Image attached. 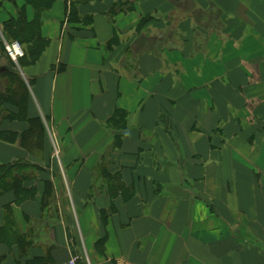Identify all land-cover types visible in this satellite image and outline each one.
Instances as JSON below:
<instances>
[{"label": "crops", "instance_id": "1", "mask_svg": "<svg viewBox=\"0 0 264 264\" xmlns=\"http://www.w3.org/2000/svg\"><path fill=\"white\" fill-rule=\"evenodd\" d=\"M14 70L0 164L38 167L0 195L2 264H264V0H0Z\"/></svg>", "mask_w": 264, "mask_h": 264}, {"label": "trees", "instance_id": "2", "mask_svg": "<svg viewBox=\"0 0 264 264\" xmlns=\"http://www.w3.org/2000/svg\"><path fill=\"white\" fill-rule=\"evenodd\" d=\"M27 2H34L35 0H26ZM36 23L32 22L30 25L26 24L24 16L20 13L17 19H10L8 22H5V27L3 30L4 37L7 42L14 40H19L25 47V55L19 59V62H22L27 58L28 55L30 58H36L39 54L40 48L35 43L38 41L36 39L35 32ZM20 76L16 70L5 74H0V111L4 108L6 103H16L21 106V97L22 92L24 91L23 87L19 85ZM17 82V83H16ZM16 85V86H15ZM5 110V108H4ZM38 131L44 132V126L38 125ZM36 134V130H34ZM29 134H33L32 128H30ZM28 134V135H29ZM37 165L26 162L19 161L12 164H0V195L13 189L16 192H19L23 188L24 180L30 172L25 170L26 168L37 169ZM33 170V169H31ZM2 229V228H0ZM26 244H28L26 242ZM37 264H48L43 258H36ZM4 258L0 257V264H2ZM35 264V263H34Z\"/></svg>", "mask_w": 264, "mask_h": 264}, {"label": "built area", "instance_id": "3", "mask_svg": "<svg viewBox=\"0 0 264 264\" xmlns=\"http://www.w3.org/2000/svg\"><path fill=\"white\" fill-rule=\"evenodd\" d=\"M6 50L10 58L14 61H18L19 58H22L25 53L19 42L13 41L11 43L6 42ZM64 264H92L88 254H73L71 258Z\"/></svg>", "mask_w": 264, "mask_h": 264}, {"label": "rangeland", "instance_id": "4", "mask_svg": "<svg viewBox=\"0 0 264 264\" xmlns=\"http://www.w3.org/2000/svg\"><path fill=\"white\" fill-rule=\"evenodd\" d=\"M14 41H16V42H19L20 43V45H21V47H22V49H23V51H24V53H25V47H24V45L19 41V40H14ZM12 42V41H11ZM5 50H6V48H5Z\"/></svg>", "mask_w": 264, "mask_h": 264}]
</instances>
